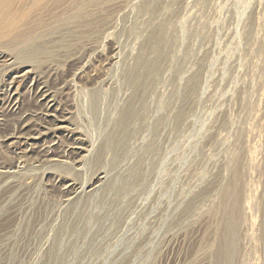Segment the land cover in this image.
<instances>
[{
	"label": "rangeland",
	"instance_id": "obj_1",
	"mask_svg": "<svg viewBox=\"0 0 264 264\" xmlns=\"http://www.w3.org/2000/svg\"><path fill=\"white\" fill-rule=\"evenodd\" d=\"M87 13L15 59L34 70L15 111L0 68V264H213L221 231L227 264H264V0H105ZM134 69L144 95L119 131ZM33 77L72 132L40 140L18 171L7 135L45 121ZM48 146L64 164L41 156Z\"/></svg>",
	"mask_w": 264,
	"mask_h": 264
},
{
	"label": "bare ground",
	"instance_id": "obj_2",
	"mask_svg": "<svg viewBox=\"0 0 264 264\" xmlns=\"http://www.w3.org/2000/svg\"><path fill=\"white\" fill-rule=\"evenodd\" d=\"M61 1L62 0H0V68L8 73V78L4 83L6 95L2 99V103L12 111L19 108L18 88L25 83L26 78L34 73L33 68L26 69V66L16 65L15 59L26 55L37 57L48 48L47 44L41 41L44 35L57 30L63 22H77L82 15H86L89 3L92 2L97 6L105 0H93L88 2L86 0H69L67 9L56 10ZM45 13L51 14V21L45 20ZM79 26L80 25H78V28ZM86 33L87 32L82 31L80 35H85ZM154 36L156 37V35ZM152 38L154 37L152 36ZM153 63L147 60L140 62V66L145 68V73L143 75H145L146 78L153 72ZM79 69L80 68L75 69L72 76H76L80 71ZM130 77L135 85V90L131 100L121 111V115L118 119L119 131L124 129L123 127L128 119L134 114L135 109L140 106L144 95V89L141 87L145 78L142 74L138 72V69H134L131 70ZM32 83L35 87L34 92L37 102L45 108L43 112L45 121L41 127L35 128L29 125L26 119H21L19 132L7 135V139L9 138L10 143L13 144V148L20 154L19 159L14 164V167L18 171L25 169L27 166V158L29 155L31 156L32 150L36 148L40 140L58 132H72V129L68 126V117L65 114H57L58 108L53 91L46 88L45 85L35 82L34 77L31 79L30 84ZM72 137L75 142L70 143L68 146L72 148L76 155H79L86 150V144H84V140L81 139L80 136L77 135ZM49 147L50 146L39 148L38 151L41 156L48 162L64 164L63 162L65 161L62 160L64 157L61 155H51ZM81 159L82 155L79 158L72 159V161L77 163ZM93 183L90 185H93ZM63 190L64 195L69 200L76 192V187L72 182H69L63 185ZM221 232L223 233L222 239L218 243L215 253L213 251V264H227L228 258L225 248L227 244V234L224 231Z\"/></svg>",
	"mask_w": 264,
	"mask_h": 264
}]
</instances>
